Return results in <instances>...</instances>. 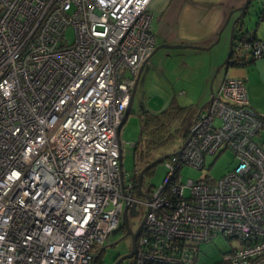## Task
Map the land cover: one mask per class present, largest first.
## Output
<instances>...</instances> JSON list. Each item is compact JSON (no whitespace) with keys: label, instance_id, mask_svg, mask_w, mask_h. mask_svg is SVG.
Returning a JSON list of instances; mask_svg holds the SVG:
<instances>
[{"label":"built area","instance_id":"1","mask_svg":"<svg viewBox=\"0 0 264 264\" xmlns=\"http://www.w3.org/2000/svg\"><path fill=\"white\" fill-rule=\"evenodd\" d=\"M151 1L0 0V264H93L135 200L117 128L156 46ZM251 55L264 56L261 40H237V64ZM191 129L141 202L134 264L165 259V243L195 264L199 243L218 234L239 244L226 263L264 264V127L244 79L225 77ZM225 148L234 168L181 182L183 164L201 168Z\"/></svg>","mask_w":264,"mask_h":264},{"label":"crops","instance_id":"2","mask_svg":"<svg viewBox=\"0 0 264 264\" xmlns=\"http://www.w3.org/2000/svg\"><path fill=\"white\" fill-rule=\"evenodd\" d=\"M244 1L218 0L213 3V6H207L210 3L202 0H152L148 6L152 16L151 25L156 36V46L162 43H180L207 47L204 49L180 47L159 50L161 47L149 58L147 76L153 75L150 67L154 66L159 74L166 78L165 82L168 84L172 85L174 80L181 83L182 88L178 95L184 97V101L179 102L173 95L166 102V106L172 101L189 106L190 121L196 118L199 110L207 106L211 92H216L225 77L243 78L248 105L264 116V56L247 63L222 64L229 52L228 45L230 48L231 22L238 12H233L228 23L224 25L225 20L230 10L238 8ZM259 22L256 23L257 27L255 26L254 29H243L264 39V28L259 30V24L264 21ZM215 40L219 41V46H216L217 42L213 43ZM144 71H141L138 81ZM192 109L194 114H191Z\"/></svg>","mask_w":264,"mask_h":264},{"label":"rangeland","instance_id":"3","mask_svg":"<svg viewBox=\"0 0 264 264\" xmlns=\"http://www.w3.org/2000/svg\"><path fill=\"white\" fill-rule=\"evenodd\" d=\"M202 1H207V3H210L207 6H213V3L217 2L218 0ZM262 2H264V0H251L248 10L243 18V28L254 29L255 26L257 27V12L261 7ZM259 25V30L264 28V23H260ZM66 37L69 40L73 39V30L71 28L67 29ZM219 45L220 43L218 41L216 43V46ZM162 49L163 48L159 50ZM149 58L144 65L143 70L145 71L143 73V76H141L138 81V87L134 95L131 110L126 120L122 124L119 132V138L122 144V170L124 176L126 177V182L128 181L129 177L135 176L137 170L142 167L143 164H146L147 160H152L153 158L160 155L174 152L178 150L184 142L183 134L186 126L180 132H175L174 135L169 138L166 143L159 144L152 148L149 155L140 157L139 153L136 154L134 152L133 144L135 142L138 143V147L140 148L146 137L145 135L140 134L142 122L146 117L145 115L148 112L159 113L160 110L166 106V102L169 100V98L173 95H175V98L179 102L184 101V97H181L180 94L178 95L179 90L182 88L181 83H177L176 80H174L172 85L168 84L167 82H165L166 78H164L163 75L159 74L154 66L150 67L153 75L151 74L147 76V71L149 70ZM171 76L173 77V79H175L173 75ZM217 90L218 89H216V91ZM194 113L195 112L192 109L191 114ZM191 123H193L192 120ZM262 132H264V130H262ZM256 137L258 139H261L262 134L257 135ZM165 161L166 159L164 161L156 163L150 168V170L144 173L142 178V191L144 193H147L149 189H154L162 183L163 177L167 171ZM236 164V156L229 148H225L222 151H218L214 154H205L204 165L201 168L189 164H183L179 168V176L183 184H186L189 180H199L202 178H204V180L213 179L211 181H214L234 168ZM189 192L190 187L188 185H185L183 187L184 195H188ZM133 198L135 200L131 201L127 213L129 225L132 229H135L139 223V220H141L145 215L146 207L141 202L145 201L146 197H144L143 195L140 196L137 194H133ZM130 245V239L125 235V231L118 224L109 232L101 252L102 261H98L96 262V264H113V255L117 253H126L129 250ZM238 246L239 244L236 240L226 238L221 234H218L209 241L199 243L195 264L216 263L221 260L223 253ZM133 263L134 257H131L122 260L119 264Z\"/></svg>","mask_w":264,"mask_h":264},{"label":"trees","instance_id":"4","mask_svg":"<svg viewBox=\"0 0 264 264\" xmlns=\"http://www.w3.org/2000/svg\"><path fill=\"white\" fill-rule=\"evenodd\" d=\"M258 22L259 21H264V5H262V7H260L259 9V15L257 16ZM250 38H252V40H261L262 44H264V39L258 38L255 33L252 32H248L246 30L243 29V27L241 26H236L233 37H232V41L230 44V48H229V58L228 60L225 62L226 65H235L237 64V60L233 58L234 55V48L237 45V40H250ZM253 43V41H251ZM252 48H248L247 52L251 53ZM256 57H253V55L251 56H244L243 57V63H247V62H251L252 60H254ZM257 113V112H256ZM258 114V113H257ZM146 117L144 118V121L142 122V127H141V131L140 134L141 135H145V139L144 142L142 143L141 147H138V143H134L133 144V148H134V152L136 154L139 153V156H146L149 155L150 150L152 148H154L155 146L159 145V144H164L167 142V140L169 138H171L174 133H178L180 132L182 129H184L185 127V131L183 134V138L186 139L187 136L190 133V129L193 123H191L190 121V107L189 106H184V105H180L175 101H172L168 106H166L165 108H163L159 113H147L145 115ZM258 116L261 119L262 122V127H264V116H261L260 114H258ZM195 117L192 118V121L194 122ZM187 128V129H186ZM149 160L146 161L149 162ZM145 164H143L144 166ZM151 168V167H150ZM149 168V170H150ZM138 172V170H137ZM136 176L137 174H135V176L129 177L130 180L132 181H136ZM165 176V175H164ZM211 180L213 179H208L206 181L211 182ZM136 187V185H135ZM150 191V189H149ZM165 243V242H164ZM164 243H162V245H164ZM163 251H165V259L158 257V258H153L151 260H149L148 262H146V264H180L183 260V257L185 254H182L179 249H173V250H169L167 248V245L165 243L164 246H162ZM101 250L98 251V253L95 255L94 260H93V264H96V262L98 261H102V257H101ZM170 254V260L167 259L166 257ZM178 259H181V261H179ZM134 264V263H133ZM186 264V262H185ZM212 264H228L226 263L222 257L221 260L216 262V263H212Z\"/></svg>","mask_w":264,"mask_h":264},{"label":"water","instance_id":"5","mask_svg":"<svg viewBox=\"0 0 264 264\" xmlns=\"http://www.w3.org/2000/svg\"><path fill=\"white\" fill-rule=\"evenodd\" d=\"M250 2L251 0H245L244 3L239 6L238 8L236 9H233V10H230L226 20H225V24L228 23L229 19H230V16L233 14V12H238V14L235 16V18L232 20L231 22V36H230V44H231V41H232V37H233V34H234V31H235V28L236 26H241V27H244L243 25V18L248 10V7L250 5ZM217 40H215L213 43H216ZM180 48V47H191V48H197V49H204V48H207V47H203V46H200V45H185V44H168V43H162V44H159L157 46H155L154 50L152 53H154L158 48ZM229 52L227 54V56L225 57V59L223 60V63L224 64L228 58H229ZM146 61L143 63V65L140 67L138 73H137V76H136V79H135V84L132 88V91H131V95H130V100L128 102V105L124 111V116H123V119H122V122L120 123V125L118 126L117 128V133L119 134L120 132V129H121V126L122 124L124 123V121L126 120L128 114H129V111H130V106H131V103H132V99H133V93H134V90L136 88V84H137V81H138V77L141 73V71L143 70L144 68V65H145ZM220 65L217 66L216 68V71L219 69ZM212 95H213V92H211V96L208 100L207 103H209L212 99ZM200 110L197 112V115L199 114ZM192 131V129H191ZM186 143V140L183 142V144L181 145V148L185 145ZM180 148L174 152H171V153H167V154H163V155H160L158 157H155L154 159L150 160L146 165H144L138 175H137V188H136V193L138 195H144V193L142 192L141 190V184H142V178H143V175H144V172L149 169L150 167L154 166L156 163L160 162V161H163L164 159L166 158H169L171 157V155L179 152ZM119 166L120 168H122V157L120 155L119 157ZM130 206V200L129 199H125V202H124V208L122 210V213H121V225L125 228V235L127 234H130L131 235V248L130 250L125 253V254H122L120 255L114 262L113 264H119L122 260L126 259V258H130L132 257L134 254H135V251H136V236L138 234V231L140 229V227L143 225L144 221H145V215L143 216L141 222L139 223L138 227L136 228V230L133 232L128 224V220H127V210Z\"/></svg>","mask_w":264,"mask_h":264},{"label":"flooded vegetation","instance_id":"6","mask_svg":"<svg viewBox=\"0 0 264 264\" xmlns=\"http://www.w3.org/2000/svg\"><path fill=\"white\" fill-rule=\"evenodd\" d=\"M262 5H264V3H262ZM262 7V6H261ZM260 9V8H259ZM257 15H259V11L257 12ZM191 130V129H190ZM189 136V135H188ZM187 136V137H188ZM187 141V138L186 139H184V141ZM186 144V143H185ZM185 146V145H184ZM183 146V147H184ZM182 147V148H183ZM180 149H181V147H180ZM122 157V156H121ZM154 159V158H153ZM165 160V159H164ZM163 160V161H164ZM166 160H167V158H166ZM148 163V162H147ZM146 163V164H147ZM145 164V165H146ZM143 167V166H142ZM142 167H140L139 169H138V172L136 173L137 175H138V173H139V171H140V169L142 168ZM149 169H147L145 172H147ZM144 172V173H145ZM122 174L124 175V173H123V170H122ZM126 177L124 176V179H125ZM132 185H133V189H132V193H131V195H132V197H133V194H137L135 191H136V188H137V176H136V181H132ZM135 185H136V187H135ZM141 190H142V184H141ZM152 189H150V191H151ZM150 191H148L147 193L145 192H143L144 193V197H149V195H150ZM138 195V194H137ZM140 196H142V195H140ZM125 202V201H124ZM130 203H131V201H130ZM143 204V203H142ZM123 208H124V205H123ZM129 209V208H128ZM123 210V209H122ZM127 212H128V210H127ZM127 220H128V213H127ZM142 220V219H141ZM141 220H139V223L141 222ZM139 223H138V225H139ZM128 224H129V221H128ZM119 225L123 228V230L125 231V228L121 225V219H120V223H119ZM138 225H137V227H138ZM130 226V225H129ZM144 226V223H143V225L140 227V229H139V231H138V234H137V236H136V246H137V243H138V241H139V238H140V236L143 234V227ZM136 227V228H137ZM131 228V227H130ZM136 228L135 229H132L131 228V230L134 232L135 230H136ZM125 233H126V231H125ZM129 239H130V243H131V235L130 234H127L126 235ZM130 248H131V245H130ZM130 248H129V250H130ZM128 250V251H129ZM127 251V252H128ZM126 252V253H127ZM125 254V253H124ZM120 255H122V253H117V254H115V255H113V257H112V259H113V262L120 256ZM132 257H134V255L132 256ZM131 258V257H130Z\"/></svg>","mask_w":264,"mask_h":264},{"label":"clouds","instance_id":"7","mask_svg":"<svg viewBox=\"0 0 264 264\" xmlns=\"http://www.w3.org/2000/svg\"><path fill=\"white\" fill-rule=\"evenodd\" d=\"M197 116V115H196ZM103 249V248H102ZM102 249H101V251H102Z\"/></svg>","mask_w":264,"mask_h":264}]
</instances>
